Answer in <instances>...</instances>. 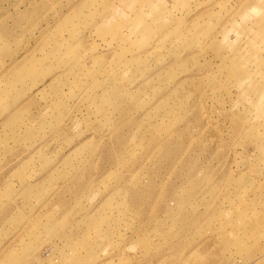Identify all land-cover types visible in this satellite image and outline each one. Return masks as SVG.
I'll use <instances>...</instances> for the list:
<instances>
[{
  "label": "rangeland",
  "instance_id": "obj_1",
  "mask_svg": "<svg viewBox=\"0 0 264 264\" xmlns=\"http://www.w3.org/2000/svg\"><path fill=\"white\" fill-rule=\"evenodd\" d=\"M0 264H264V0H0Z\"/></svg>",
  "mask_w": 264,
  "mask_h": 264
}]
</instances>
